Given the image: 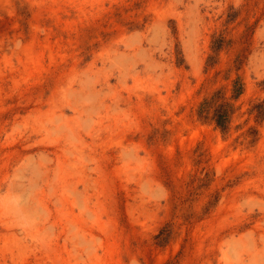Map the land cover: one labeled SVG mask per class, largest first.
Instances as JSON below:
<instances>
[{
    "label": "rangeland",
    "instance_id": "1",
    "mask_svg": "<svg viewBox=\"0 0 264 264\" xmlns=\"http://www.w3.org/2000/svg\"><path fill=\"white\" fill-rule=\"evenodd\" d=\"M0 264H264V0H0Z\"/></svg>",
    "mask_w": 264,
    "mask_h": 264
},
{
    "label": "trees",
    "instance_id": "2",
    "mask_svg": "<svg viewBox=\"0 0 264 264\" xmlns=\"http://www.w3.org/2000/svg\"><path fill=\"white\" fill-rule=\"evenodd\" d=\"M234 95L238 94L240 92V87H236L234 85ZM227 103H221L219 104L215 109V120L217 124L223 125V122L225 121V118L227 117V108L225 107Z\"/></svg>",
    "mask_w": 264,
    "mask_h": 264
}]
</instances>
